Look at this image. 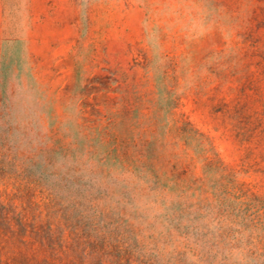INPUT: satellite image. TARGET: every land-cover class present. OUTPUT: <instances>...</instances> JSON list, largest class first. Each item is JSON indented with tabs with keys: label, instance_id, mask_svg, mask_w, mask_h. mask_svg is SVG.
<instances>
[{
	"label": "rangeland",
	"instance_id": "374dc122",
	"mask_svg": "<svg viewBox=\"0 0 264 264\" xmlns=\"http://www.w3.org/2000/svg\"><path fill=\"white\" fill-rule=\"evenodd\" d=\"M0 264H264V0H0Z\"/></svg>",
	"mask_w": 264,
	"mask_h": 264
}]
</instances>
